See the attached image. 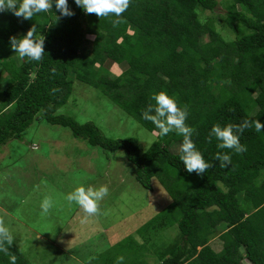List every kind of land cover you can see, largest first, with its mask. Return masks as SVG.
<instances>
[{
  "label": "trees",
  "instance_id": "obj_1",
  "mask_svg": "<svg viewBox=\"0 0 264 264\" xmlns=\"http://www.w3.org/2000/svg\"><path fill=\"white\" fill-rule=\"evenodd\" d=\"M219 4L131 0L122 14L126 23L117 27L114 15L86 14L74 0H68L75 13L71 17L61 16L55 0L52 9L31 20L0 13V147L22 139L35 121L45 120L70 129L92 147L124 151L143 188L153 192L157 179L173 199L134 235L104 252L108 264H116L109 254L117 251L134 252L137 259L146 252L147 257L151 240L175 226L180 232L176 247L154 253L158 264H264V131L252 127L239 134L247 148L241 154L218 148L214 136L209 141L217 124L239 125L245 119L264 124V0H231L227 5L224 22L234 39L223 36L212 20H200V11L214 12ZM33 24L46 37L40 61L21 59L9 43L10 37L26 35ZM206 36L208 41L203 40ZM111 65L122 70L119 75L113 76ZM73 80L101 91L156 133V140L146 148L135 138L112 139L92 122L57 114L74 92ZM161 91L180 107L188 106L186 123L195 129L192 140L213 165L203 176L188 173L180 160L182 136L171 132L161 137L142 118L143 110L155 105L152 96ZM174 146L179 148L176 153ZM218 152L231 156L227 169L215 159ZM216 235L222 241L219 252L210 244ZM9 251L16 255V264H31L15 242ZM0 264H10V257L0 252Z\"/></svg>",
  "mask_w": 264,
  "mask_h": 264
},
{
  "label": "rangeland",
  "instance_id": "obj_2",
  "mask_svg": "<svg viewBox=\"0 0 264 264\" xmlns=\"http://www.w3.org/2000/svg\"><path fill=\"white\" fill-rule=\"evenodd\" d=\"M219 2L214 12L200 11V20H212L223 36L234 39L224 22L231 0ZM88 39L93 41L94 36ZM111 71L117 76L122 70L111 65ZM73 81L74 92L57 114L72 116L80 123L92 122L112 139L135 138L146 148L156 140V133L145 129L101 91ZM178 150L173 147L175 153ZM136 171L124 151L105 152L75 138L68 128L35 121L22 139L0 147V218L31 264H108L104 252L134 235L173 203L157 179L152 181L153 192L143 188L135 179ZM102 185L108 187L109 194L99 202L100 215L81 223L82 209L69 204L66 196L80 186ZM45 197L53 201L46 215L40 207ZM169 211L173 216L174 211ZM179 235L177 226L159 232L148 246L151 254L147 257L145 252L137 259V254L128 251L109 255L114 260L123 256V264H158L154 253L176 247ZM136 239L142 243L139 236ZM210 244L217 252L222 249L217 235Z\"/></svg>",
  "mask_w": 264,
  "mask_h": 264
},
{
  "label": "clouds",
  "instance_id": "obj_3",
  "mask_svg": "<svg viewBox=\"0 0 264 264\" xmlns=\"http://www.w3.org/2000/svg\"><path fill=\"white\" fill-rule=\"evenodd\" d=\"M75 4L80 7L86 14H95L98 18L114 15L116 19L112 21L113 27L126 23L122 19V14L129 8L131 0H74ZM53 7V0H0V13L10 12L17 18L31 20L34 15L41 12H47ZM55 8L61 16L71 17L75 13L70 10L68 0H55ZM46 37L37 34V25L33 24L27 31L26 35L21 38L10 37L9 43L11 50L19 55L21 59L27 58L29 61H40L44 55V45ZM53 73L55 69L52 70ZM54 89L53 91H57ZM155 105L150 104L142 112V118L150 121L158 130V135L163 137L171 132L182 136L183 140L180 145V160L188 173L195 172L198 175L203 174L213 167L203 158L202 154L196 149L192 140L195 131L188 126V106L180 107L177 102L166 92H159L152 96ZM254 127L256 132L264 131V124L259 120H243L241 124H227L221 127L219 124L214 125L209 133V141L214 136L220 143L217 145L220 149L233 150L237 154L247 151L246 146L241 145L239 134L246 129ZM215 159L219 161L222 169H227L231 164V156L227 153L216 154ZM109 194L108 187L102 185L99 188L77 187L74 191L66 196L69 204H77L83 211L84 217L81 223H86L89 217L100 215V204ZM53 206L50 197H45L40 207L42 214H47ZM14 242V237L3 218H0V252L10 257V264H16L17 257L9 251ZM124 257H117L116 264H123Z\"/></svg>",
  "mask_w": 264,
  "mask_h": 264
}]
</instances>
